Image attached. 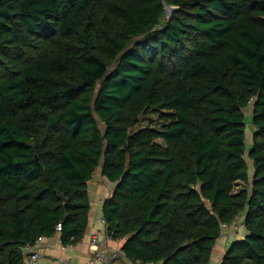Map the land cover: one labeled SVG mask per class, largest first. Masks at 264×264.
Instances as JSON below:
<instances>
[{
  "label": "trees",
  "instance_id": "16d2710c",
  "mask_svg": "<svg viewBox=\"0 0 264 264\" xmlns=\"http://www.w3.org/2000/svg\"><path fill=\"white\" fill-rule=\"evenodd\" d=\"M100 168L129 261L210 264L244 216L222 264H264V0H0V264L81 241Z\"/></svg>",
  "mask_w": 264,
  "mask_h": 264
},
{
  "label": "crops",
  "instance_id": "0c3cea01",
  "mask_svg": "<svg viewBox=\"0 0 264 264\" xmlns=\"http://www.w3.org/2000/svg\"><path fill=\"white\" fill-rule=\"evenodd\" d=\"M113 186L114 184L102 174L101 168L97 170L89 182L91 210L88 229L83 239L72 247L64 248L59 234L52 237H46L37 245L42 257L35 263H31L28 259L30 251L26 248L23 249L25 254V264L85 263L91 253H93L91 240L94 235H98L101 238L102 243L99 245V248L102 251L110 252L111 249L122 247L124 240L108 237L106 233V225L102 222L103 200L111 194ZM243 219L244 216H241L233 224L224 227L222 235L218 238L210 264H222V257L230 247L231 243L237 239L245 237L246 228L244 222H242ZM109 264L130 263L126 258L110 257Z\"/></svg>",
  "mask_w": 264,
  "mask_h": 264
},
{
  "label": "built area",
  "instance_id": "2783aa9c",
  "mask_svg": "<svg viewBox=\"0 0 264 264\" xmlns=\"http://www.w3.org/2000/svg\"><path fill=\"white\" fill-rule=\"evenodd\" d=\"M102 222L106 225V221L104 218H102ZM58 228L61 229V224H59ZM91 243H92L91 246L93 248V253H91V255L89 256L87 261H85V263H79V264H109L110 257L127 259L126 254L121 247L111 249L110 252L102 251L99 248V245L102 243V240L98 235L92 236ZM72 246L73 244L63 245L64 248H68ZM25 248L30 251L28 259L30 260L31 263H35L37 260H39L42 257L41 252L34 245H27ZM128 262L130 264H140V263L131 262L129 260Z\"/></svg>",
  "mask_w": 264,
  "mask_h": 264
},
{
  "label": "rangeland",
  "instance_id": "374dc122",
  "mask_svg": "<svg viewBox=\"0 0 264 264\" xmlns=\"http://www.w3.org/2000/svg\"><path fill=\"white\" fill-rule=\"evenodd\" d=\"M168 9V10H167ZM167 9H165V17H166V19L167 18H169L170 16H171V14H172V12H173V10L170 8H167ZM167 11V12H166ZM247 114H248V116H249V114H250V110H247ZM249 122H250V119H249ZM250 126L251 127H253V124H250ZM250 127V128H251ZM249 127H248V131H247V136H248V143H250L251 142V137H252V131H251V129H250ZM248 161H249V163H250V167H251V171H252V163H251V160L248 158ZM251 173V172H250ZM252 174V173H251ZM240 226H241V224H240Z\"/></svg>",
  "mask_w": 264,
  "mask_h": 264
},
{
  "label": "water",
  "instance_id": "95a60500",
  "mask_svg": "<svg viewBox=\"0 0 264 264\" xmlns=\"http://www.w3.org/2000/svg\"><path fill=\"white\" fill-rule=\"evenodd\" d=\"M167 8H169V9L171 8L172 10H174L176 7H175V6H172V5H167V4H166V8H165V9H167ZM167 10H168V9H167ZM166 12H167V11H166Z\"/></svg>",
  "mask_w": 264,
  "mask_h": 264
}]
</instances>
